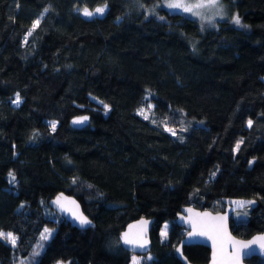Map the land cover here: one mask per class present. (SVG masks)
Here are the masks:
<instances>
[{
    "label": "trees",
    "instance_id": "obj_1",
    "mask_svg": "<svg viewBox=\"0 0 264 264\" xmlns=\"http://www.w3.org/2000/svg\"><path fill=\"white\" fill-rule=\"evenodd\" d=\"M158 1L0 0V233L16 235L12 258L0 237V264H129L119 235L139 217L153 218L139 264H182L177 215L218 211L223 197L257 201L230 222L235 235L264 231V0H227L240 24L205 30ZM100 4V16L77 10ZM147 101L152 119L137 112ZM82 114L88 123L72 127ZM61 191L92 225L49 206ZM183 253L209 258L201 244Z\"/></svg>",
    "mask_w": 264,
    "mask_h": 264
},
{
    "label": "water",
    "instance_id": "obj_2",
    "mask_svg": "<svg viewBox=\"0 0 264 264\" xmlns=\"http://www.w3.org/2000/svg\"><path fill=\"white\" fill-rule=\"evenodd\" d=\"M88 120L86 114L76 115L70 119V125L79 128L87 124ZM221 202L223 208L218 211L187 205L177 215L176 223L182 226L185 232L174 251L182 264H196L189 261L183 253V246L190 244H201L209 248V258L205 264H246L245 260L253 256L264 258V231L243 238L235 235L230 227L234 211L255 207L257 201L245 197H223ZM48 204L77 228L83 229L93 224L82 210L80 202L71 194L61 191L51 198ZM81 216L89 223L82 225L79 219ZM152 225L153 218L146 217L128 222L119 235L122 247L131 253H148L151 247ZM125 239L129 242H125Z\"/></svg>",
    "mask_w": 264,
    "mask_h": 264
},
{
    "label": "rangeland",
    "instance_id": "obj_3",
    "mask_svg": "<svg viewBox=\"0 0 264 264\" xmlns=\"http://www.w3.org/2000/svg\"><path fill=\"white\" fill-rule=\"evenodd\" d=\"M157 5L159 7L165 8L166 10L170 12L182 13L185 16L195 19L199 23L202 30H205L203 28L214 26L217 23V21H220V20H229L230 22L235 23V20L237 18L239 19L237 12L235 10L233 11L231 10V8L228 5L227 0H159L157 2ZM175 5H178V6H175ZM97 9H102L103 11H97ZM106 9H107L106 4L97 5L93 9H90L87 7L77 8L80 14L87 18H90L93 16H100L106 11ZM86 11L88 13H91V15H85ZM13 102L17 104L16 98ZM153 107H154L153 102L147 101L143 106H141L137 110V112L140 116L144 118L152 119L153 114H154ZM105 108L109 109L107 105L105 106ZM164 125H165L166 130L169 133H171L172 135H175L176 131L173 127L168 126L166 123ZM217 204L218 206L214 207L213 208L214 210H220V208L223 205L222 202L220 201H217ZM247 216H248V210L246 208H243L241 210H236L232 213L231 222L232 221L237 222L240 219L246 218ZM168 229H169V222L168 221L163 222V224L161 225L159 229L160 240H165L167 238ZM45 230H47V232ZM53 232H54V229L45 228L41 233V237L42 238L47 237L46 239H48L50 238V236H52ZM1 233L4 234V236H2L1 238L7 244V247L4 253L2 254V257L12 258L13 257V247L16 244V239H15V244H13L7 238V234L11 233L12 236H14L15 238H16V235L10 231H2ZM144 256L146 257V259H149L151 257L149 253L143 254L141 256L139 254L133 253L129 264H139V262H141V260L144 259L143 258ZM15 264H26V262H24L21 258H16ZM55 264H68V261L59 260Z\"/></svg>",
    "mask_w": 264,
    "mask_h": 264
},
{
    "label": "snow or ice",
    "instance_id": "obj_4",
    "mask_svg": "<svg viewBox=\"0 0 264 264\" xmlns=\"http://www.w3.org/2000/svg\"><path fill=\"white\" fill-rule=\"evenodd\" d=\"M175 6H178V5H175ZM187 10V9H186ZM97 11H103L102 9H97ZM85 15H91V13H88L87 11L85 12ZM38 23V22H37ZM235 23H237V24H239L240 23V21H239V19L237 18L236 20H235ZM30 34V33H29ZM16 103H19V95H17V98H16ZM86 119V118H85ZM80 121H75V123H79ZM249 126H251V124H252V121L250 120L249 122ZM52 128H53V130L55 129V123H53L52 124ZM239 148V144H237V149ZM13 179H14V177H13ZM79 219H80V223L83 225V224H87V223H89L84 217H79ZM46 232H47V230H45ZM2 236H4V234L3 233H0V237H2ZM7 238L13 243V244H15V237L14 236H12V234L11 233H9V234H7ZM43 238H47V237H43ZM125 242H129V241H127V239H125Z\"/></svg>",
    "mask_w": 264,
    "mask_h": 264
}]
</instances>
